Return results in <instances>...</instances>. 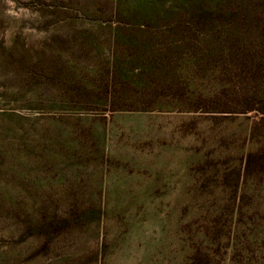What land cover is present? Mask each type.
<instances>
[{
	"label": "rangeland",
	"instance_id": "1",
	"mask_svg": "<svg viewBox=\"0 0 264 264\" xmlns=\"http://www.w3.org/2000/svg\"><path fill=\"white\" fill-rule=\"evenodd\" d=\"M0 264H264V0H0Z\"/></svg>",
	"mask_w": 264,
	"mask_h": 264
},
{
	"label": "trees",
	"instance_id": "2",
	"mask_svg": "<svg viewBox=\"0 0 264 264\" xmlns=\"http://www.w3.org/2000/svg\"><path fill=\"white\" fill-rule=\"evenodd\" d=\"M247 112L248 111L246 110V111H243L242 113H247ZM259 121H261V119ZM255 129H256V125H254L252 127V136H255ZM250 157H251V155H248V160L250 159Z\"/></svg>",
	"mask_w": 264,
	"mask_h": 264
}]
</instances>
